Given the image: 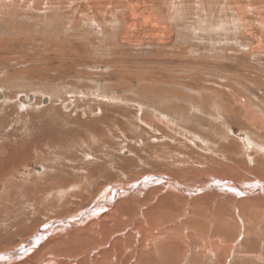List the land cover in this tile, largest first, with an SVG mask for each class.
Wrapping results in <instances>:
<instances>
[{
  "label": "rangeland",
  "instance_id": "obj_1",
  "mask_svg": "<svg viewBox=\"0 0 264 264\" xmlns=\"http://www.w3.org/2000/svg\"><path fill=\"white\" fill-rule=\"evenodd\" d=\"M158 1L168 30L137 17L130 41L126 21L78 20L74 2L0 0V145L21 151L0 169L6 264H264V191L219 186H264V0ZM61 165L104 173L50 192L45 167ZM94 201L112 207L79 222ZM155 236L171 242L149 252Z\"/></svg>",
  "mask_w": 264,
  "mask_h": 264
},
{
  "label": "bare ground",
  "instance_id": "obj_2",
  "mask_svg": "<svg viewBox=\"0 0 264 264\" xmlns=\"http://www.w3.org/2000/svg\"><path fill=\"white\" fill-rule=\"evenodd\" d=\"M36 7L40 4L43 5V3L47 4L48 7H51V9L53 10H56V8H58L60 10L63 9L65 7L68 8L69 4L74 2L77 4V6L73 7V9L71 10V15H73V18H76L78 20H82V21H86V20H91L92 22H95L96 25L98 27H104L106 25H109L110 23H112L113 21L114 22H117V23H120L121 21L124 22L126 21L127 23V27L124 31H121V33L125 36V38L127 40H136L138 39L137 37V29H136V20H137V17H139L142 21V25L145 27V28H151L153 31H154V34L155 33H158V34H165L166 30H168V27L166 25V21H163V23H160V20H161V12L160 9H159V1L158 0H32ZM182 2L184 0H171V7L172 9L174 10L175 7H176V4L177 2ZM202 1V0H201ZM64 2H66L64 4ZM161 4V3H160ZM161 6V5H160ZM46 7V6H45ZM161 8V7H160ZM50 9V8H49ZM159 9V11H158ZM122 10V11H121ZM50 12V11H49ZM52 12V11H51ZM59 12V11H58ZM118 12H121V13H118ZM55 14V13H54ZM116 15V17L114 18V16ZM164 20V19H163ZM75 21V19H74ZM124 72V71H123ZM95 85V84H94ZM107 92V91H106ZM1 94V93H0ZM178 95V94H177ZM189 96V95H188ZM2 97V94L0 95V98ZM36 98V95L35 94H29L27 96H24V95H19L17 100L21 103V104H29L31 102H33ZM53 98V97H52ZM4 98H2L3 100ZM10 100V99H9ZM15 100V99H14ZM3 102V101H2ZM1 102V103H2ZM18 102V103H19ZM44 104L46 103V97H43V101H42ZM229 105V104H228ZM1 106V105H0ZM24 106V105H23ZM68 106V105H67ZM2 108V107H1ZM6 108V107H5ZM21 108V107H20ZM6 109L2 110V111H5ZM1 115V114H0ZM3 115V114H2ZM6 115V114H5ZM7 119V118H6ZM1 122V121H0ZM253 136V135H252ZM83 137V136H82ZM85 137V136H84ZM11 138V137H10ZM9 138V139H10ZM49 138V137H48ZM52 138V137H51ZM253 138V137H252ZM57 140V139H56ZM41 141V140H40ZM53 142V141H52ZM55 142V141H54ZM63 142V141H62ZM259 143V142H258ZM49 144V143H48ZM64 144V142H63ZM63 144H59V145H63ZM52 145H54L52 143ZM60 146V147H61ZM65 146V145H64ZM63 146V147H64ZM31 147V146H30ZM52 147V146H50ZM58 147V146H57ZM59 147V148H60ZM39 148V147H38ZM63 149V148H62ZM14 151L13 153H17L20 149L19 148H14V147H11V145H8L7 144H2L0 145V169L5 167L6 165H4L5 163H8L9 161L7 159H4V157H6L5 155L6 154H9L12 153L11 152ZM44 150V149H42ZM41 150V151H42ZM48 150V149H47ZM52 150V148L50 149ZM58 150V149H57ZM65 150V149H64ZM63 150V151H64ZM6 151V152H5ZM17 151V152H16ZM49 151V150H48ZM59 151V150H58ZM21 152V151H20ZM18 152L17 155H21V153ZM25 152V151H23ZM45 152V151H44ZM48 153V152H47ZM58 153V152H57ZM64 153V152H63ZM55 154V152H54ZM53 154V155H54ZM60 154V152H59ZM68 154V152L66 153ZM60 156V155H59ZM69 156V155H68ZM51 157V155H50ZM55 157V156H53ZM63 157H64V154H63ZM43 158V157H42ZM49 158V157H48ZM57 158V157H56ZM14 159V158H13ZM17 159V158H16ZM52 159V158H51ZM61 159V158H60ZM66 159V158H63V160ZM73 159V157H72ZM88 159V158H87ZM4 160V161H3ZM20 160V159H19ZM52 161V160H51ZM65 161V160H64ZM68 161V160H66ZM5 162V163H4ZM44 162V161H42ZM56 162V161H55ZM60 163V162H59ZM81 163V162H80ZM52 164V163H51ZM63 165H66L63 163ZM72 165V164H71ZM84 165V164H83ZM103 167H104V164L102 163ZM45 166V165H44ZM70 166V165H69ZM73 166H75V164H73ZM77 167H80L79 164L76 165ZM75 166V167H76ZM219 166V165H218ZM76 167V168H77ZM90 167V166H89ZM93 167V166H92ZM103 167L102 166H99V167H93L90 171L86 169V167L84 168L83 167V171L81 170V172L84 173V176L82 177H77L76 179L75 178H71L69 177L68 178H64L62 175L64 172L67 173V170H66V167H62V165L59 167V168H55L54 166V169H53V172L56 171L55 174H51L49 173L50 171H48V168L45 167V174L44 175H47V182H50L52 183L53 185L52 186H49L48 190L51 192V191H56V192H59V194H66L67 191H69L70 187H73V190H76L77 189V183H82L81 181L84 179L85 182H91L92 180H95L96 177L102 173H104L103 171ZM7 168V167H6ZM70 168V167H69ZM91 168V167H90ZM72 169V167H71ZM79 170V169H78ZM77 170V173H79V171ZM5 172V171H4ZM74 172V170H73ZM9 173H12V172H9ZM65 173V174H66ZM76 173V171H75ZM6 174V173H5ZM41 174V172L39 173ZM38 174V175H39ZM72 174V172H71ZM80 174V173H79ZM43 175V176H44ZM104 175V174H103ZM8 176V175H6ZM42 176V177H43ZM5 177V175L3 176ZM103 177V176H102ZM2 178V176L0 177ZM11 178V177H10ZM104 178V177H103ZM167 179V178H166ZM14 180V178H13ZM98 180V179H96ZM156 180V179H155ZM158 180V179H157ZM169 180V179H168ZM8 181H10L8 179ZM54 181V182H53ZM99 181V180H98ZM222 181V180H221ZM34 182V181H33ZM93 182V181H92ZM97 182V181H96ZM6 183V182H5ZM10 183V182H9ZM43 183V182H42ZM98 183V182H97ZM13 184V183H11ZM46 184V183H45ZM173 186H176L177 184L176 183H172ZM219 186H223L226 185V186H231L232 188H238L239 189V192H240V196L242 195V198L243 197H251L252 195H256L257 194V191H264V186H261V187H258V189L256 190H252V189H248L247 187H244L242 188V186L240 187L239 185L236 184H229V183H226L224 184V182H219ZM7 185V186H6ZM5 185V190H4V195L5 196H8V192H10L9 190V187H10V184H6ZM18 185V184H17ZM16 185V186H17ZM79 185V184H78ZM83 185H85V183H83ZM12 186V185H11ZM14 186V184H13ZM26 186V185H25ZM92 186V185H91ZM260 186V185H259ZM48 187V185H47ZM76 187V189H75ZM135 187V186H134ZM176 187H180L179 185H177ZM255 187V186H254ZM12 188V187H11ZM129 188L131 187H128V188H121L119 187L118 188V191L121 193H124L125 192H129ZM246 188V189H245ZM182 189H186L187 191L189 190L190 191V194H193V193H200V192H205L206 190H194L192 191L191 189H187L185 187H182ZM30 190V189H28ZM47 190V189H46ZM48 191V192H49ZM72 191V189L70 190ZM175 191V190H174ZM41 193H44L43 191H40ZM83 192V191H82ZM75 193H79V192H75ZM237 193V192H236ZM9 194H12L11 192ZM73 192H71V194L69 195H72ZM189 194V193H188ZM14 195V194H13ZM16 195V194H15ZM115 195V193H114ZM237 196V195H236ZM239 196V195H238ZM11 197V196H10ZM19 197V196H18ZM115 197V196H114ZM111 198V197H110ZM112 199V198H111ZM114 200V199H113ZM10 201V200H9ZM112 203H109V205L111 206ZM110 206H105L102 204L101 201H94L93 204L91 205V207H88L89 209H87L84 213H82L79 217H78V221L79 222H83L84 219L87 217L88 214H92L94 213L95 211H97V209H103L104 210H109L111 209ZM112 207V206H111ZM95 210V211H94ZM103 211V210H102ZM212 214V213H211ZM110 215V214H109ZM161 215V213H160ZM213 215V214H212ZM257 215V213H256ZM96 216V214H95ZM217 216V215H216ZM253 216V215H252ZM97 218V217H96ZM167 218V217H166ZM186 218V217H185ZM216 218V220H219V218L217 219V217H214ZM213 218V219H214ZM119 219V218H118ZM212 219V220H213ZM110 220V219H109ZM168 220L169 218H167L165 221V226L168 225ZM72 221V220H71ZM71 221H65V222H58L60 223L61 226H64V227H67L68 225L69 226H74V224L76 225V223H72ZM78 222V223H79ZM250 223V221H248ZM85 223V222H84ZM101 223V222H100ZM103 224V223H102ZM116 224V223H115ZM162 223H157V225H161ZM54 225V224H53ZM79 225V224H78ZM77 227H73L72 230H71V233L70 235H73V238H77L79 237V232H82L83 231V228H81L80 226ZM251 225V224H250ZM68 226V227H69ZM115 225L112 223V222H108L107 225L105 226L106 229H109V230H112L114 229ZM118 227V226H117ZM161 227V226H159ZM92 228V227H91ZM95 228H96V225H95ZM116 228V227H115ZM88 230V229H87ZM93 231V230H92ZM99 232V231H98ZM41 233V232H40ZM83 233V232H82ZM98 233H95L93 234L94 236H96ZM120 234V232L118 233ZM117 234V235H118ZM82 235V234H81ZM80 235V236H81ZM92 235V234H91ZM38 236V235H37ZM50 237V236H49ZM84 237V236H83ZM83 237H81L83 239ZM96 237H100V234L99 236L97 235ZM154 237V236H153ZM72 238V237H70ZM220 238V237H219ZM37 239V238H35ZM60 239V238H59ZM85 239V238H84ZM93 239V238H92ZM96 239V238H95ZM173 239V238H172ZM61 240V239H60ZM69 240V239H68ZM71 240V239H70ZM69 240V241H70ZM79 240V239H78ZM87 240V239H86ZM155 243H159V248H158V245H151L148 247V250L149 252H155V251H158L160 249V246L166 242H168L169 240H171V238L169 239V237H165V238H162V240H159L158 238H153L152 239ZM34 241V240H33ZM98 242H101L100 238L99 240H97ZM173 241V240H172ZM61 242V241H60ZM144 242V241H143ZM171 242V241H169ZM216 242H218L220 244V241L219 240H216ZM32 242L29 243V241L18 251V254L20 253H26L28 250H26V248H28V246L31 244ZM36 243V242H35ZM29 244V245H28ZM57 244V243H56ZM169 244V243H168ZM75 245V244H74ZM222 245V244H220ZM58 246V245H57ZM84 246V245H83ZM164 247V246H163ZM212 247V250L214 248L215 251L218 250L219 246H211ZM231 247V246H230ZM56 248V247H55ZM154 248V249H153ZM57 249V248H56ZM32 250V249H31ZM81 250V248H80ZM144 250V249H143ZM213 250V251H214ZM52 251V250H51ZM227 251V250H226ZM231 250L228 249L227 251V254H225V256L227 257L230 253ZM54 253V252H53ZM212 253V252H211ZM216 253V252H215ZM218 253V252H217ZM12 255V254H11ZM17 255V253H16ZM15 255V256H16ZM24 255V254H23ZM105 255V254H104ZM15 256H11V257H8L6 258V261H4V257L2 258L3 260L0 259V264H6L8 261H10L11 259H13ZM134 260V259H133ZM18 262V260H17ZM51 262V261H50ZM106 262V261H104ZM18 264V263H17ZM102 264V263H101Z\"/></svg>",
  "mask_w": 264,
  "mask_h": 264
},
{
  "label": "water",
  "instance_id": "obj_3",
  "mask_svg": "<svg viewBox=\"0 0 264 264\" xmlns=\"http://www.w3.org/2000/svg\"><path fill=\"white\" fill-rule=\"evenodd\" d=\"M1 95V94H0Z\"/></svg>",
  "mask_w": 264,
  "mask_h": 264
}]
</instances>
